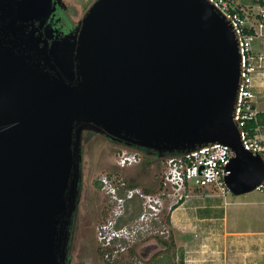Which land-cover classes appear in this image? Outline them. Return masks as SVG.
I'll return each instance as SVG.
<instances>
[{"label":"water","instance_id":"water-1","mask_svg":"<svg viewBox=\"0 0 264 264\" xmlns=\"http://www.w3.org/2000/svg\"><path fill=\"white\" fill-rule=\"evenodd\" d=\"M61 0H0V264H68L84 135L156 161L234 153L235 196L264 162L236 122L242 54L209 0H96L76 29L36 35Z\"/></svg>","mask_w":264,"mask_h":264},{"label":"rangeland","instance_id":"rangeland-1","mask_svg":"<svg viewBox=\"0 0 264 264\" xmlns=\"http://www.w3.org/2000/svg\"><path fill=\"white\" fill-rule=\"evenodd\" d=\"M95 1L64 0L70 8L71 23L76 25L81 21ZM235 1L247 6L257 5L255 0ZM258 45L259 42L256 47ZM259 90L263 97L259 99L257 108L264 111L263 86ZM91 135L86 133L84 137V177L72 243V264H143L147 261L154 264L163 260L165 252L161 249L164 248L149 237L160 235L159 226L150 224L148 232L143 230L135 242L128 243V248L132 247L131 253L127 250H120L119 253L107 250L99 240V229L109 224L118 203L107 195L99 183L100 179L109 176L117 184L116 181L122 178L129 187H140L155 193L160 185L162 165L153 156L143 154L140 165L122 170L116 164L118 153L133 150L103 135ZM219 195L218 191L199 190L172 209L171 203L166 205L163 218L169 214L170 223L165 225L164 230L168 231L166 235L173 234L175 243V249L170 246L175 255L171 264H264V237L241 239L229 233L232 230L264 231V192L255 191L242 195L241 199L230 192L226 197ZM225 219L230 226L228 231L224 228ZM127 225L130 228L137 222Z\"/></svg>","mask_w":264,"mask_h":264},{"label":"built area","instance_id":"built-area-1","mask_svg":"<svg viewBox=\"0 0 264 264\" xmlns=\"http://www.w3.org/2000/svg\"><path fill=\"white\" fill-rule=\"evenodd\" d=\"M209 1L231 21L238 37L242 54V81L236 122L245 150L259 156L264 162V125L261 124V112L257 108L259 99L263 97L259 85L264 79V5L256 3L257 7L247 6L235 0ZM234 157L235 153L229 147L214 146L188 156L163 159L159 162L163 169L160 185L155 193L146 192L140 187L130 188L122 178L115 184L109 176L102 177L99 183L107 195L118 202L109 224L99 229L102 247L107 250L115 249L116 253L127 250L128 243L135 242L143 230L148 232L150 224L153 226L155 223H162L163 212L168 203H171L172 209L192 197L195 191H218L222 197H226L229 190L225 178L230 174L228 166ZM143 159L144 156L139 151L121 150L116 164L125 170L140 165ZM259 190L264 192V182ZM121 191L124 196H120ZM136 198L141 201L143 208L138 219L139 225L117 228L119 219L126 212L127 202Z\"/></svg>","mask_w":264,"mask_h":264},{"label":"flooded vegetation","instance_id":"flooded-vegetation-1","mask_svg":"<svg viewBox=\"0 0 264 264\" xmlns=\"http://www.w3.org/2000/svg\"><path fill=\"white\" fill-rule=\"evenodd\" d=\"M69 9L70 8L66 5L64 0H61V4L57 6V9H56L55 13L53 14V16L47 22L45 27L42 30L38 31L36 33V35L39 36V37H42L43 39H47L48 40L47 35H46V30L47 29L48 30H52V31L53 30L56 31V33L54 34V36H55L54 38H56V37L62 38L63 36L73 32L76 29V27H78L80 21L76 25L71 23V21L69 19L70 18ZM48 41L52 42L51 40H48ZM91 134H92L91 136L100 135V134H94L92 132H91ZM84 137H85V135H84ZM85 141L86 140L84 139L83 140V144H84ZM83 147H84V145L82 146V155H83V160H84ZM82 166H83V162H82ZM83 177H84V175H83V169H82V182H81V188H80L81 193H82V186H83ZM80 201H81V196H80ZM79 205H80V203H79ZM78 209H79V206H78ZM126 211H127V208H126ZM125 214H126V212H125ZM125 214H124V216H125ZM77 215L74 217L73 225L71 227L72 239H71V242H70L69 252H68V264H72V254H71L72 253V243H73V240H74V231H75V226H76V222H77ZM138 219L139 218L134 219V220L130 221L129 223L136 221L137 225H138L139 224L138 223ZM163 219H162V222H163ZM125 225L128 226L127 224H125ZM161 225H164V228H165V225L167 226L166 222H165V224L162 223ZM104 226H101V227H104ZM153 226L154 227L155 226H159V223H156ZM117 227H118V225H117ZM118 228H121V226H119ZM164 228L162 229V231H160V232L158 231V232L160 233V237L165 240V239H167L166 234L168 233V231L164 230ZM153 236H154V240L156 241V243L160 244L157 241V239H159L158 234H155Z\"/></svg>","mask_w":264,"mask_h":264},{"label":"trees","instance_id":"trees-1","mask_svg":"<svg viewBox=\"0 0 264 264\" xmlns=\"http://www.w3.org/2000/svg\"><path fill=\"white\" fill-rule=\"evenodd\" d=\"M255 2L259 3L261 5H264V0H255ZM259 118H260L261 124L264 125V113H260ZM157 164H159V163L157 162ZM130 187L132 188V187H135V186H130ZM146 192H149V191L147 190ZM120 196H124L122 191L120 192ZM142 211H143V208H142L141 201L139 199L136 198V199H133V200H129L127 202L126 215L119 219L118 224H117L118 227L119 226L122 227L123 225L128 224L130 221L139 218L141 213H142ZM165 222H166V224L169 225V223H170L169 214L164 217L162 223L165 224ZM161 224L159 225V229H161L160 231H162V229L164 228V225H161ZM170 232H171V230H170ZM158 236H159V239H157V241H158V243H160L159 245L164 248L162 250H164L165 253H163L164 257L161 258L163 260H160V261H158L157 263H154V264H171L173 259L175 258V255L171 252V248H170V246H172V249H175V243H174V240H173V234L170 233L169 235H166L167 239H165V240L162 239L160 237V235H158ZM151 237L154 238V236H152V235L150 236V238ZM169 240H171L170 243H169ZM131 248L132 247L127 248V251H129V253L132 252V250H130ZM113 250H115V249H113ZM143 264H152V263L150 261H147L146 263H143Z\"/></svg>","mask_w":264,"mask_h":264},{"label":"crops","instance_id":"crops-1","mask_svg":"<svg viewBox=\"0 0 264 264\" xmlns=\"http://www.w3.org/2000/svg\"><path fill=\"white\" fill-rule=\"evenodd\" d=\"M263 44H264V41H263ZM261 85H259L260 86V88H262V86H264V79H263V81H261ZM261 113H264V111L263 110H259ZM236 197H238L239 199H241V196H236ZM238 199V200H239ZM243 202V201H242ZM244 203V202H243ZM247 203V202H246ZM245 204V203H244ZM252 212V211H251ZM262 213H263V211H262ZM225 221V224H224V228H225V230H227L228 231V229L230 228V226H229V223H228V221L225 219L224 220ZM234 224H232L231 225V227L233 226ZM231 235H233L234 236V238H245L246 237V239H249V238H252V240H254V239H260L259 237H264V231H244L243 230V232H239V231H237V230H232V232H229ZM255 236H257V237H255Z\"/></svg>","mask_w":264,"mask_h":264}]
</instances>
